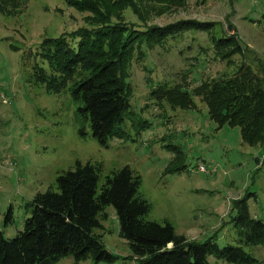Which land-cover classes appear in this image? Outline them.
<instances>
[{"label":"rangeland","instance_id":"374dc122","mask_svg":"<svg viewBox=\"0 0 264 264\" xmlns=\"http://www.w3.org/2000/svg\"><path fill=\"white\" fill-rule=\"evenodd\" d=\"M85 16L61 0H0L2 237L12 239L21 231L34 196L54 190L56 177L76 162L94 167L96 193L107 177L127 166L139 177L137 192L149 205L145 221L167 222L187 241L212 237L219 248L240 247L264 264V249L238 244L230 222L232 202L250 194L248 213L264 223V149L243 144L237 127L217 128L197 98L192 109H179L151 96L158 87L190 91L204 81L230 77L241 64L264 80V0H185L183 7L150 15L145 23L124 10L123 21L141 29L182 20L207 22L211 28L183 31L160 47L142 48V60H132L128 69L130 115L121 124L124 135L109 138L105 147L91 137L78 112L80 103L66 89L46 93L31 71L38 44L85 26ZM231 34L239 41L240 53L220 60L210 38ZM142 121L148 126L140 129ZM178 166L183 170L174 172ZM104 214L101 228L93 233L113 261L88 259L79 264H137L117 236L113 209L105 207ZM206 261L227 264L212 256ZM53 264L74 262L66 256Z\"/></svg>","mask_w":264,"mask_h":264},{"label":"trees","instance_id":"16d2710c","mask_svg":"<svg viewBox=\"0 0 264 264\" xmlns=\"http://www.w3.org/2000/svg\"><path fill=\"white\" fill-rule=\"evenodd\" d=\"M61 1L67 8L86 14L85 26L45 37L38 44L31 65L34 81L43 85L46 93L66 89L70 98L80 103L78 112L88 123L91 137L105 147L109 138L124 135L121 124L130 115L128 69L132 60H142V48L160 47L183 31L206 32L211 24L182 20L141 29L122 19V12L128 9L139 23H145L150 15L183 7L185 0ZM210 42L220 60L241 50L233 34L212 37ZM151 96L179 109H192V99L197 98L217 128L237 127L243 144L264 149V80L248 66L241 64L234 75L204 81L190 91L178 86L158 87ZM147 126L143 121L137 124L140 129ZM182 170L183 166H178L173 171ZM96 180L92 165L76 162L72 170L56 177L54 190L35 195L21 231L12 239L0 234V264H53L66 256H71L74 264L88 259L92 263L112 262L113 257L93 233L101 228L107 206L114 211L117 236L126 242L137 264H208L207 256L227 264L258 263L240 247L219 248L212 237L200 243L187 241L175 235L167 222L145 221L149 205L137 192L139 177L127 166L107 177L98 193ZM249 196L232 202L230 222L238 244L264 249V223L248 213Z\"/></svg>","mask_w":264,"mask_h":264},{"label":"built area","instance_id":"2783aa9c","mask_svg":"<svg viewBox=\"0 0 264 264\" xmlns=\"http://www.w3.org/2000/svg\"><path fill=\"white\" fill-rule=\"evenodd\" d=\"M198 171H203V169L201 167L198 168Z\"/></svg>","mask_w":264,"mask_h":264}]
</instances>
